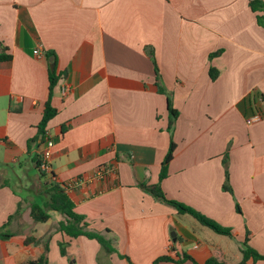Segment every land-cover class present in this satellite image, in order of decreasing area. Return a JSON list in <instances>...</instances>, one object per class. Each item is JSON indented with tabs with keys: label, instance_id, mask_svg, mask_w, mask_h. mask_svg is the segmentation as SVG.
I'll return each instance as SVG.
<instances>
[{
	"label": "crops",
	"instance_id": "0c3cea01",
	"mask_svg": "<svg viewBox=\"0 0 264 264\" xmlns=\"http://www.w3.org/2000/svg\"><path fill=\"white\" fill-rule=\"evenodd\" d=\"M251 1L0 0V52L11 55L0 61V227L12 233L0 240V264L43 256L47 264H130L120 255L153 264L184 253L199 264L212 255L236 264L247 230L264 255V0L256 9ZM49 53L61 73L47 126L52 175L35 159L44 143L32 141L49 96ZM169 106L178 112L172 125ZM256 112L261 119L248 123ZM104 165L116 172L98 175ZM76 181L67 190L76 212L118 252L68 236L61 212L31 217L48 184ZM157 183L234 235L183 219L189 214L146 191Z\"/></svg>",
	"mask_w": 264,
	"mask_h": 264
},
{
	"label": "trees",
	"instance_id": "16d2710c",
	"mask_svg": "<svg viewBox=\"0 0 264 264\" xmlns=\"http://www.w3.org/2000/svg\"><path fill=\"white\" fill-rule=\"evenodd\" d=\"M251 6L253 9L261 8L263 3L259 0H252ZM50 59L49 65V96L48 100L45 104V109L43 113L42 120L38 125V134L32 140L33 142H37L39 146L44 143L46 131L48 123L51 119H53L57 114V109L52 104L53 92L56 84L61 78V73L57 71V57L55 54H48ZM11 55L6 54L4 52H0V61L10 60ZM264 99V97L262 96ZM171 111V125L174 123L175 118L178 115V112L175 111L171 106H169ZM176 149V144L174 141H171L169 150L164 158L162 169L160 173V181L163 180L168 176V167L171 160L174 157V152ZM37 166L39 163V154L36 155ZM228 178V172H227ZM145 189L149 192L155 199L169 204L177 209L180 214H189L197 219L203 226L210 228L212 231L226 236H233V229L231 227H227L217 220L208 217L207 215L201 213L200 211L194 209L193 207L167 197L165 191L163 190L160 183L153 184V185H145ZM47 195L46 200L43 204H33L31 207V217L34 219L35 222H45L49 219L50 215L48 213L49 210H54L65 214L66 220L61 222L59 225V229L65 232L68 236L73 238H78L80 236H86L91 239H96L104 248L105 252L110 255L112 253L118 252L116 247L114 246L113 240L108 237L107 234H103L100 231L90 230V224L85 221V217L76 212L75 203L72 201L70 196L65 189V184H48L45 190ZM107 232H110L107 229ZM249 234L250 231L247 230L246 239L243 241L242 245V260L236 264H248V260L252 259L255 263L258 260H263L264 255L260 254L255 248H253L249 244ZM12 236V233L4 230V226L0 227V240L1 239H8ZM35 240L33 236H28L26 239V243H30L31 241ZM65 245L61 243L62 253H65ZM123 258H127L130 264H133L130 258L127 255H120ZM186 260H191L194 264H199L191 255L184 253L178 259L172 257L171 255H162L156 258L153 261V264H160L163 261H171L175 263H182ZM27 264H47V257L43 256L37 260L29 261ZM203 264H225L223 261L219 260L216 255L210 256L205 263Z\"/></svg>",
	"mask_w": 264,
	"mask_h": 264
},
{
	"label": "built area",
	"instance_id": "2783aa9c",
	"mask_svg": "<svg viewBox=\"0 0 264 264\" xmlns=\"http://www.w3.org/2000/svg\"><path fill=\"white\" fill-rule=\"evenodd\" d=\"M36 55L37 57H42L43 56V51L41 48H38L36 50ZM67 91V87L63 89V92ZM262 117L260 112H256L253 116H251L248 119V123H253L255 121L260 120ZM55 145L54 139L51 135V133L47 130L46 131V136H45V141H44V146L39 152V163H38V168L39 170L46 175H52L53 174V168H52V156H53V147ZM116 168L114 166H101L97 170V174L104 176L106 173H115ZM80 184V181L76 182H71L69 184H65V189L70 190L74 186ZM197 246V245H196Z\"/></svg>",
	"mask_w": 264,
	"mask_h": 264
},
{
	"label": "rangeland",
	"instance_id": "374dc122",
	"mask_svg": "<svg viewBox=\"0 0 264 264\" xmlns=\"http://www.w3.org/2000/svg\"><path fill=\"white\" fill-rule=\"evenodd\" d=\"M23 194H25V192H23ZM182 217H183V219H187V220H189V222H194V224L198 225V227L204 229V231H206V233H211L212 235H218V236H219L218 233L212 231L210 228H208V227H206V226H203L199 221H197V220H196L195 218H193L192 216H190V215H185V216H182ZM201 236H202V238H205V237H206L205 232L201 233ZM221 237H223V238L229 240V237H228V236H224V235H223V236H221ZM237 244H238L237 240L234 239V241L232 242V245H233V247L236 248V249H237ZM191 245H192V242L189 241V244L184 245V247H185V248H189V250H190ZM242 245H243V243H242Z\"/></svg>",
	"mask_w": 264,
	"mask_h": 264
},
{
	"label": "water",
	"instance_id": "95a60500",
	"mask_svg": "<svg viewBox=\"0 0 264 264\" xmlns=\"http://www.w3.org/2000/svg\"><path fill=\"white\" fill-rule=\"evenodd\" d=\"M171 235L173 236V239L176 240V232L172 231Z\"/></svg>",
	"mask_w": 264,
	"mask_h": 264
}]
</instances>
